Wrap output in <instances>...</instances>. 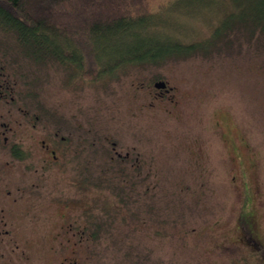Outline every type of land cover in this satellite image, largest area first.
Masks as SVG:
<instances>
[{"label":"rangeland","instance_id":"374dc122","mask_svg":"<svg viewBox=\"0 0 264 264\" xmlns=\"http://www.w3.org/2000/svg\"><path fill=\"white\" fill-rule=\"evenodd\" d=\"M225 7L177 5L165 32L205 43ZM239 17L190 56L100 76L28 58L0 31V87L13 88L0 99V264H264V37ZM59 123L92 131L93 171L44 170L4 144L49 141ZM112 143L142 172L109 165Z\"/></svg>","mask_w":264,"mask_h":264},{"label":"trees","instance_id":"16d2710c","mask_svg":"<svg viewBox=\"0 0 264 264\" xmlns=\"http://www.w3.org/2000/svg\"><path fill=\"white\" fill-rule=\"evenodd\" d=\"M155 1L0 0V31L13 34L28 58L55 60L91 76L114 72L125 64H157L171 57L190 56L211 37L231 35L227 20L238 22V7H245L239 19H243L249 40L264 37V0H195V7H215L223 2L227 7L213 36L205 43L189 45L167 36L164 23H171L177 5H191L193 0L169 1L153 8ZM118 40L123 42L122 53L110 56L104 50L105 43ZM249 254L256 255L252 251ZM247 261L244 257L241 263Z\"/></svg>","mask_w":264,"mask_h":264},{"label":"flooded vegetation","instance_id":"af4514ba","mask_svg":"<svg viewBox=\"0 0 264 264\" xmlns=\"http://www.w3.org/2000/svg\"><path fill=\"white\" fill-rule=\"evenodd\" d=\"M11 91H13V88L10 85H2L0 87V99H6ZM69 126L68 129H65L64 125L59 123L58 131L49 141L44 138L38 139L34 135H31L28 139L19 140H9V137H5L4 144L11 146L10 154L13 158L18 161H29L33 165H40L44 170L46 167L59 165L64 171L85 172L87 169L88 171H93L92 167H94L93 159L95 155H92V153H94L93 148L96 144H99V141L94 140V135L91 134L92 131L87 129L91 133L77 134L72 131L71 125ZM82 128L80 126V129ZM10 142L12 143L10 144ZM112 146V153L109 154V165L116 167L115 160H117L119 161L117 164L118 172L135 174L142 172L143 162L140 157L136 158L135 162L130 163L129 153L122 155L116 151L115 143H112ZM76 158L79 161L77 160L74 163ZM81 159L85 162H82ZM109 165L107 163L104 164L102 171H107ZM129 182L130 179H126L125 177L124 183L127 184Z\"/></svg>","mask_w":264,"mask_h":264},{"label":"water","instance_id":"95a60500","mask_svg":"<svg viewBox=\"0 0 264 264\" xmlns=\"http://www.w3.org/2000/svg\"><path fill=\"white\" fill-rule=\"evenodd\" d=\"M155 89L162 90L166 88V84L164 82H156L154 84Z\"/></svg>","mask_w":264,"mask_h":264}]
</instances>
